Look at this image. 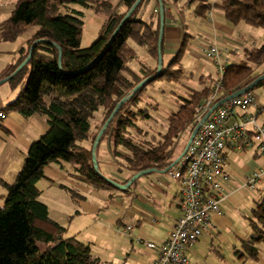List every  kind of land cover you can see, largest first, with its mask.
Listing matches in <instances>:
<instances>
[{
	"label": "trees",
	"instance_id": "trees-1",
	"mask_svg": "<svg viewBox=\"0 0 264 264\" xmlns=\"http://www.w3.org/2000/svg\"><path fill=\"white\" fill-rule=\"evenodd\" d=\"M115 1L124 6L122 13H113ZM153 1L159 4V0H142L108 46L112 34L136 0H17L9 16L0 23V39L5 42L15 41L30 26L38 27L27 47L18 51L17 61L0 72V80L11 76L37 41L29 62L7 81L11 89L17 88L18 92L0 112L23 118L41 115L48 123L47 131L30 145L14 182L7 184L0 180L6 191L4 205L0 207V264H101L92 256L88 244L75 237L63 239L65 228L51 219L47 206L39 201L41 191L36 184L45 178V167L65 162L73 167L72 176L90 188L118 191L93 168L92 147L88 149L81 143L90 139L93 144L120 101L126 99L95 150L96 156L100 142L110 135L111 154L118 162L116 173L125 175L124 181L114 180L120 184H125L140 171L168 168L176 159L173 151L177 140L187 128L192 132L196 126V108L208 98L213 86L211 82L199 89H188L178 110L169 115L164 131L138 124L139 119L151 118L143 115L146 110L139 108L147 86L158 79L176 82L184 77L182 62L191 39L184 33L167 67H162L155 79L130 96L140 82L157 70L159 12L147 21L136 17L141 7L146 10ZM160 1L163 6L167 2ZM181 1L171 0L172 3ZM71 3L111 14L98 39L85 49L80 48L82 12L69 10L67 5ZM184 6L193 8V14L198 18H206L211 9L216 8L233 25L244 23L264 29V0H218L213 3L184 0ZM63 8L67 12L62 14ZM130 40L146 49L155 62L153 67L142 65L138 73L129 69L128 63L137 59L135 50L128 44ZM162 52L163 36L161 55ZM243 54L242 60L225 66L221 80L224 94L220 100L264 74V68L258 74L254 72L264 64V38L259 47L247 48ZM28 67L30 71L23 82ZM263 85L264 80L254 89ZM99 109L102 110L101 119L95 123V131L90 133V121ZM62 187L71 200L82 197L77 189ZM249 226L250 234L242 243V250L233 249L241 261L259 262L257 245L264 244V195L253 200Z\"/></svg>",
	"mask_w": 264,
	"mask_h": 264
},
{
	"label": "crops",
	"instance_id": "crops-1",
	"mask_svg": "<svg viewBox=\"0 0 264 264\" xmlns=\"http://www.w3.org/2000/svg\"><path fill=\"white\" fill-rule=\"evenodd\" d=\"M7 1L10 2V6H14L17 0ZM157 11L159 12V4L150 2L144 12L147 20L153 18V14ZM193 16L195 17L193 8L184 6V0L179 3L167 0L164 4L162 58L164 55L166 58H172L178 49L181 36L184 33L189 34L191 39L186 50L188 57L186 63L192 65V76L198 86L214 83L217 78L216 66L204 55L208 46L214 45L218 48L222 54V62L227 66L242 60L244 50L257 47L261 40L260 34H257L256 40L249 41L250 30L240 26V23L233 25L227 22L219 9H211L206 18H201L203 19L201 23L196 20L197 17L194 19ZM17 59L18 54H11L7 63L1 65V69L15 63ZM208 67L210 71L207 70ZM260 89L259 95L252 92L256 98V104L248 110V113L254 114L257 120L260 118L259 124L264 125V85ZM10 91V89L0 90V110L13 99L14 94ZM3 120L4 122L0 124V180L12 184L30 145L47 131L48 123L44 118L35 116L23 118L17 114L6 115L0 119V121ZM252 149L254 153L249 156V159L255 162L252 169L248 164L238 168L227 167L228 156L231 153L242 155ZM225 159V169L234 177V183L227 188L229 197L222 207L224 217L215 218L213 227L185 252L188 264H206V259L201 262L202 260L198 258L196 253L198 250L201 256L207 257L210 249H219L220 245L231 244L232 248H237L223 236V230L227 231L234 227V220L226 210L233 211L242 206L238 194L245 195L249 192L247 189H239L232 193L233 188L239 187L240 182L254 170L264 168V160L258 157L255 148L242 152L226 150ZM65 168L63 164L48 165L44 169L45 178L36 184L41 195L48 189L49 194L54 196V200L50 199L55 210L51 209L48 203L41 202L47 206L51 219L65 228L63 239L75 237L88 244L90 248L93 244H98L94 254L91 248V254L98 258L101 264H153L159 254L158 245L169 238L172 228L181 217L178 205L181 191L179 182L169 178L166 173H153L143 181L139 178L138 183L136 182L134 187H130L125 192L94 190L72 176L73 172L69 173ZM116 172L114 164L109 171V178L120 181L121 176ZM258 185L262 188L258 194L262 196L264 195V178ZM62 186L77 189L82 197L71 200ZM251 198L254 200L253 197ZM126 226L134 228L130 237L122 233ZM235 238L241 240L243 237L242 234L236 233ZM203 241L209 247L202 246ZM147 243L155 246L148 248ZM210 264L215 263L210 262Z\"/></svg>",
	"mask_w": 264,
	"mask_h": 264
},
{
	"label": "built area",
	"instance_id": "built-area-1",
	"mask_svg": "<svg viewBox=\"0 0 264 264\" xmlns=\"http://www.w3.org/2000/svg\"><path fill=\"white\" fill-rule=\"evenodd\" d=\"M204 55L216 66L217 78L208 98L196 108L197 123L224 94L221 80L225 65L221 52L210 45ZM255 104L254 94L247 92L217 107L196 131L185 154L166 173L181 186L178 198L181 217L169 238L158 245L159 254L153 264H188L185 252L213 227L215 218L224 217L222 207L229 197L227 188L234 183V177L225 169L226 150L242 152L255 148L258 157L264 160V125L248 113ZM4 117L0 113V119ZM263 178L264 168L256 169L232 193L255 189ZM133 229L126 226L122 233L130 237ZM146 246L155 245L147 243Z\"/></svg>",
	"mask_w": 264,
	"mask_h": 264
},
{
	"label": "rangeland",
	"instance_id": "rangeland-1",
	"mask_svg": "<svg viewBox=\"0 0 264 264\" xmlns=\"http://www.w3.org/2000/svg\"><path fill=\"white\" fill-rule=\"evenodd\" d=\"M218 0H209V2H217ZM69 10H75L82 12V34H81V40H80V48L85 49L89 47L98 37L100 36L104 24L110 20L111 14L110 13H105L102 11H99L98 9L94 8H85L79 4L71 3L67 5ZM13 9V5L10 6V2L7 0H0V23L4 21L10 14L11 10ZM145 10V7H141L138 13L136 14V17H141L144 21H147V15L143 13ZM124 11V6L118 2L115 1L113 2V13H122ZM67 11L63 8L61 10V13H66ZM195 19V17L193 16ZM199 23L203 21V19L198 18L196 19ZM189 24V23H188ZM191 25V24H189ZM240 26H245L250 30L248 33L250 40L249 41H254L257 38V34H260V42L257 47H259L262 44L263 38H264V29L262 28H254L250 27L244 23H240ZM38 31V27L33 25L30 26L24 31L23 34H21L15 41L13 42H5L0 39V71L1 65L4 63H7L6 61L9 60V57H11V54H18V51L21 48H26L29 42L34 38L35 34ZM129 46L135 50L137 59L134 61H131L128 63L129 69H131L133 72L138 73L139 69L141 68L142 65H147V66H154L155 62L152 59V57L147 53L146 49L144 47L136 45L133 41H128ZM188 57L187 55L184 56L183 58V67L185 70L184 77L180 79L179 81L176 82H168L164 81L161 79L156 80L153 84L148 85L146 90H145V95L139 104V108L141 110H146V113H143V115H149L151 118L150 119H139L138 124L142 127L145 128H152L156 131L162 132L166 128L167 125V119L169 115L178 110L179 108V102L181 101L182 97H185L187 95V91L189 88L192 89H199L202 86H198L196 84V81L194 80L192 76V65H189L186 63ZM171 61V58H166L164 55V58H162V67L166 68L169 62ZM191 64H193L192 61H189ZM264 68V64L260 68H256L254 70L255 74H258L261 72V70ZM207 70L210 71L209 67ZM30 68L28 67L27 70L25 71L23 75V82H25L28 74H29ZM11 90L10 93L14 94L13 101L17 95L18 89H11L8 87V83H3L0 85V90ZM9 92V91H8ZM261 92L260 88L254 89L253 93L255 95H259ZM10 102V101H9ZM8 102V103H9ZM102 116V110L99 109L95 115L94 118L90 121L91 126H90V133L94 132L96 129L95 123L101 119ZM36 118H44L47 120L45 116L41 115H36ZM38 120V119H36ZM40 120V119H39ZM4 122L0 121V124ZM258 123L261 122L260 118L257 120ZM191 135L190 128H187L179 137L177 140V143L175 145L174 151H173V157L178 158L183 150L186 147V144L189 140V137ZM82 146L90 149L93 144H91L90 139L84 140L82 143ZM113 143L110 135H107L102 139L100 142V146L98 147L97 150V155H96V163L98 166V171L102 176L105 178H109V171L114 167L117 168L118 162H116V159L112 156L111 151H112ZM254 153V149L246 151L244 154H237V153H231L228 156L229 162L227 167H240L243 164H248L250 169L254 167L255 162L251 161L253 159H249V156ZM246 155V157H244ZM66 168L69 173L73 172V167L68 164L63 162L62 163ZM117 170V169H116ZM125 173V172H124ZM152 174L145 175L141 177L139 180L143 181L145 178L150 177ZM125 175H121L120 181H124ZM44 182V180H42ZM138 183V182H137ZM44 184V183H42ZM41 184V185H42ZM136 183L132 184L131 187H134ZM42 187V186H40ZM248 194L242 195L238 194L240 199H241V205L239 209L229 211L226 210L227 214L230 215V217L234 220V227L230 228L229 230H223V236L228 239V241L234 245L237 246L238 250H242V243L246 240V238L250 234V226H249V218H251V207L253 206V197L254 199H257L260 195L258 194L259 190H262V188L257 185L255 186V189H247ZM246 190V191H247ZM49 190L46 189L43 194H40L39 201H43L44 203H48L49 207L53 210V204L52 200L54 196L52 194H49ZM119 191V190H118ZM122 192V191H119ZM6 195V191L3 187L0 186V207L4 205V197ZM248 195V197H247ZM251 195V197H250ZM46 198L49 200H46ZM54 200V199H53ZM42 202V203H43ZM52 213V210H51ZM236 233L242 234V239L238 240L235 238ZM218 241V240H216ZM202 246L209 247L206 243L203 241ZM96 245L98 244H93L91 246L94 252L97 250ZM231 245V244H230ZM229 244L227 245H220V248H214L210 249L207 253L208 256H201V253L199 250L196 252L198 253V258L201 259L203 262L204 259H206V264H210V262H213L215 264H262L261 261L264 260V244H259L257 245V248L259 250V260L260 262L257 263V261H241L240 259L237 258V254H235V250L230 246ZM39 247L42 248V244H39ZM197 250V249H195ZM206 253V254H207ZM219 254V255H218ZM197 257V256H195ZM263 259V260H262ZM220 260V261H219Z\"/></svg>",
	"mask_w": 264,
	"mask_h": 264
},
{
	"label": "water",
	"instance_id": "water-1",
	"mask_svg": "<svg viewBox=\"0 0 264 264\" xmlns=\"http://www.w3.org/2000/svg\"><path fill=\"white\" fill-rule=\"evenodd\" d=\"M142 0H136V2L133 4V6L128 10V12L126 13V15L124 16L123 20L120 22L119 26L116 28V30L114 31V33L112 34L110 40L108 41L107 43V46L110 44V42L112 41V39L115 37V35L118 33V31L120 30V28L122 27V25L125 23V21L130 17V15L133 13V11L135 10V8L140 4ZM159 22H160V28H159V37H158V58H157V70H156V73L149 77V78H146L144 79L142 82H140L132 91L131 95L132 96L133 94H135L146 82L152 80V79H155L159 73L161 72V69H162V55H161V39H162V36H163V23H164V20H163V5L161 3V1L159 0ZM37 43L34 42L33 45L31 46L30 50H29V54L27 56V58L17 67V69L15 70V72L9 76L8 78H5L3 80H0V85L3 84V83H6L10 78H12L14 75H16L30 60L31 58V55H32V51H33V47L35 46V44ZM106 46V47H107ZM106 49V48H105ZM105 49L103 50V52L100 54V56L104 53ZM99 56V57H100ZM96 58L95 61H97ZM94 61V62H95ZM60 63H61V49H59V58H58V65L60 66ZM264 80V74H262L261 76H259L257 79H255L254 81H252L249 85H247L246 87L240 89V90H237L236 92H234L233 94L225 97L224 99L218 101L217 103H215L212 108L202 117V119L196 124V126L194 127V129L192 130L191 132V135L189 137V140L186 144V147L185 149L183 150V152L181 153V155L175 159L173 161V163L166 169L160 171V170H157V169H147V170H143V171H140L136 174H134L125 184H120L110 178H105L104 176H102L99 171H98V166H97V163L95 161L96 159V156H95V150H96V147L100 141V138L102 137L103 133L105 132L106 128L108 127L109 123L111 122L113 116L115 115V113L118 111L119 107L122 105V103L126 100V99H123L122 101L119 102V104L115 107L114 111L112 112V114L109 116V118L106 120V122L104 123V125L102 126V128L100 129V131L98 132L94 142H93V146H92V162H93V168L100 174V176H102L109 184H111L112 186H114L117 190L119 191H125L127 189H129L131 187V185L136 181L138 180L139 178L145 176V175H148V174H152V173H160V174H165L167 173L171 168L174 167L175 163L185 154L194 134L196 133V131L199 129V127L201 126V124L210 116V114L217 108L219 107L220 105H222L223 103H225L226 101L232 99V98H235V97H238L244 93H247V92H250L252 91L255 86L257 84H259L260 82H262Z\"/></svg>",
	"mask_w": 264,
	"mask_h": 264
}]
</instances>
